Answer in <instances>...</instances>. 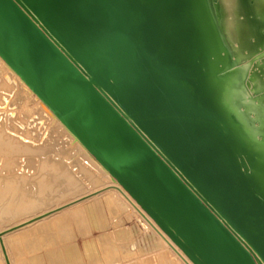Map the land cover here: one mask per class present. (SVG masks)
I'll return each mask as SVG.
<instances>
[{
	"label": "water",
	"instance_id": "1",
	"mask_svg": "<svg viewBox=\"0 0 264 264\" xmlns=\"http://www.w3.org/2000/svg\"><path fill=\"white\" fill-rule=\"evenodd\" d=\"M0 55L196 264H264V131L211 0H0Z\"/></svg>",
	"mask_w": 264,
	"mask_h": 264
},
{
	"label": "bare ground",
	"instance_id": "2",
	"mask_svg": "<svg viewBox=\"0 0 264 264\" xmlns=\"http://www.w3.org/2000/svg\"><path fill=\"white\" fill-rule=\"evenodd\" d=\"M211 4L234 64L238 66L236 84L232 91L233 101L239 104L241 115L249 120L252 130L262 138L264 0H211ZM0 60L5 66L3 79H0L2 85L0 104L5 106L9 96H14L12 91L5 89V83L15 78L20 80L22 87V91L15 96L17 100L23 101L25 93L34 99V102H30L33 139L25 143L17 141L24 126L21 125L23 123L20 119L16 120L15 111L0 108V130H4L5 135L9 137L7 142L14 146V151L21 154L26 162L12 169L11 174L0 183V186L6 184L9 191H15L10 206V219L13 218L14 223L0 231L2 234L0 242L5 243L8 255L7 234L21 230L22 234H30L31 237L45 240L46 234L59 235L63 223H68L65 219L74 217L85 235L83 246L76 241L64 246L57 245L55 254L51 255L52 264H101L100 246L104 248L115 237L129 241L131 250L128 252L127 264H196L1 55ZM16 123L19 124L18 128L15 126ZM54 123L57 125H52ZM59 128L66 132V137L62 136ZM69 145L78 147L70 148ZM81 150L87 152L96 162L99 172L107 177L108 200L114 208L112 219L105 215L100 198L89 199L93 196L88 197L89 194L80 192L96 185L99 180L97 171L79 167L75 162ZM101 177L102 175L100 179ZM9 197L8 194L0 197V203L4 205ZM81 200H84L85 204L76 206ZM127 211L135 214L133 217L136 218L135 224L122 223L124 221L122 215ZM110 224L115 225L114 237L108 233L98 235L93 233L94 229L105 230ZM136 224L139 227H136ZM140 234L143 235L145 243L141 240ZM38 235L43 237L40 238ZM53 241L54 239L50 240ZM139 243L144 245L140 249L146 253L145 258L133 257L136 256ZM164 244L168 247L162 248ZM52 252L49 250V253ZM31 258L34 262L39 259V255L33 254ZM180 258L185 263L180 261Z\"/></svg>",
	"mask_w": 264,
	"mask_h": 264
},
{
	"label": "rangeland",
	"instance_id": "3",
	"mask_svg": "<svg viewBox=\"0 0 264 264\" xmlns=\"http://www.w3.org/2000/svg\"><path fill=\"white\" fill-rule=\"evenodd\" d=\"M4 67H5L4 64L0 60V68L2 70L0 72V79H3ZM5 89L7 91H12V93H14V96L13 95L9 96L5 106L0 104V108L3 107L6 109V111H10L13 109L16 113V118H17L16 120L20 119L22 121L23 124L21 125L24 126V129L20 133L17 141L24 143L26 141H31L33 137L31 134L32 127L30 124L31 112H32L30 102H34V99L30 94L25 93L26 97L24 98L23 101L17 100V97L15 96L19 94L20 91H22L20 80H17V78L11 79L9 82L5 83ZM1 93H2V85H0V102L2 101ZM18 125H19L18 123L15 124L17 128ZM52 125H57V123L56 124L54 123ZM59 130L61 131L62 136L66 137V132L62 128H59ZM20 136L22 138H20ZM7 140H9V137L6 136L4 130L1 129L0 130V183L1 180L7 177V175L11 174L12 169L18 168L26 163L23 159V156L21 154L16 153V150L14 151V146L11 143L7 142ZM69 147L77 148L78 145H74V146L69 145ZM52 159L53 158H51V160ZM75 162L79 167L93 169L98 172L99 180L97 181L96 185L81 190L80 192H82L81 194H85V195L89 194L88 197L93 196L89 199L100 198L102 200V204L104 208L103 210L105 212V215L110 219H112V215L114 214V208L112 203H110L108 200L109 190L106 188V186L108 185L107 177L105 176V174L99 172L96 162H94V160H92L90 156H88L87 152H83L81 150V153L76 157ZM101 175L102 177L100 179ZM7 194L10 196L9 199L4 203V205L0 203V231H2V229L14 223L13 218L10 219V206L12 204L11 198L12 196H14L15 191L14 190L9 191L7 185L5 184L4 186L2 184V186H0V197H4ZM83 201L81 200L78 204H76V206H81V205L83 206L85 204V202ZM76 206H73V208ZM1 213H6L8 215L3 216L1 215ZM134 215L132 212L127 211L122 215V218L124 219L122 223L127 225L135 224L136 218L133 219ZM66 220L68 221V223H63L62 232L59 235L46 234L45 240L36 239V237H31L30 234H22L21 230L7 234L8 235L7 246L9 250L8 256L9 259L11 260L10 262L12 264H52L51 255L53 253L55 254V250L58 247L57 245L61 244L60 246H64L65 244L71 241H76L79 243V245L83 246L85 235L82 232V227L80 223L78 221H75L74 217L72 219L67 218L65 219V221ZM135 226L137 227L138 224H136ZM114 228L115 225L110 224L108 228L105 230L94 229L93 233L95 235H98L100 233L101 234L108 233L109 235L111 234V237L112 236L114 237V232H113ZM16 233L18 234L16 235ZM38 236L40 238L43 237V235H38ZM140 238L143 241L142 234H140ZM51 239H54V241L50 242ZM146 242L149 243V241ZM143 243L145 242L143 241ZM143 243H139L138 246L139 248L136 251V256L133 257L145 258L146 253L144 254V252L140 249L142 246H144ZM166 246L167 244H164L162 248H165ZM49 250L53 252L49 253ZM99 250L102 257L101 264H117V262H119V264L120 263L127 264L129 262L128 252H130L131 248L129 245V241L126 240L125 238L115 237L114 239L111 240V242L105 245L104 248L100 246ZM33 254L39 255V259L35 260L34 262L32 261L31 258ZM182 258L186 261V258L183 255ZM180 261L183 260L180 258ZM0 264H8V260L3 248V242L0 245Z\"/></svg>",
	"mask_w": 264,
	"mask_h": 264
}]
</instances>
